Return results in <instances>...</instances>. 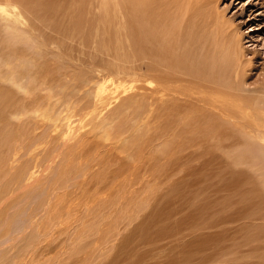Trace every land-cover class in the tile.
<instances>
[{"label": "rangeland", "instance_id": "1", "mask_svg": "<svg viewBox=\"0 0 264 264\" xmlns=\"http://www.w3.org/2000/svg\"><path fill=\"white\" fill-rule=\"evenodd\" d=\"M187 1L179 0L183 11L188 9ZM0 3L17 6L31 25L32 34L35 35L15 37L0 23V90L2 89L0 96L4 98L3 95H5V99L8 98L3 99L4 105L0 97V117H6L4 121L0 118V123H6L8 117V123H12V127L16 128L18 122L11 117L13 114L15 117H22L23 114V117L27 116L25 111H21L24 106L27 109L33 103L34 105H54V102L49 99L50 91L53 92L51 99L58 96L61 102L70 99V102H76L73 103L74 106L76 104L77 107L84 106L89 103L88 101L91 102L87 90L94 88L95 81L103 82L106 87L103 100L110 99L112 91L124 93L125 89H134L140 92L143 96H140L139 100L142 105L141 111H147L151 103V90L158 84L156 75L149 69L150 60L147 57L140 60L135 53L124 54L122 42L116 36L114 27L110 28L111 33L108 31L109 28H106L104 20L96 18L98 14H103L102 9L97 11L96 9L100 8H92L91 10L89 0H0ZM201 4L196 5L195 13H193L194 9L191 10L193 14L187 11L189 23L195 20L193 18L196 14L195 31L197 27L199 28V33L196 35L202 34L200 30H210L209 33L218 29L224 30L225 25L226 29H232L231 31L235 32L236 37L240 39L245 59L250 62L246 89L250 91L254 87L261 86L264 83V0H202ZM205 6L213 8L218 21L216 19L215 22L214 17L208 16ZM209 8L206 9L209 10ZM87 9L90 11L88 12ZM77 18L80 21L78 30L75 29V24L73 26ZM213 22L214 25H212ZM208 23H211V28ZM47 24H50L49 27ZM19 28L27 27L19 26ZM77 31L80 33L78 34ZM104 31L116 37L107 35ZM103 33L104 36H102ZM14 67H23V69L38 67L40 73L38 83L44 82L40 87L43 90L40 89V92L33 90L34 94L25 96L21 91L13 88L14 86L6 79ZM24 72L21 75H25L26 70ZM23 95L24 98L27 97L26 100L23 99ZM114 103L119 105L117 102ZM114 103L110 105L111 108L107 106L104 110L106 113L110 108L107 115L118 109ZM20 104H23V107H20ZM14 110L15 113H13ZM157 111L148 117H118L115 122L116 132L112 134V137H118L117 140L105 137L98 140L95 136L87 135L80 140L79 137L71 140L72 146L69 144L60 146L61 138L55 137L52 144L30 148V151L25 154L18 148L16 140L10 143V140L14 139L15 134L18 133L16 131L18 127L13 128L12 132L10 123H6L13 136L11 134L9 139L0 133V143L5 146L9 142L8 150L11 152L13 149V154L10 153L9 156L7 146L2 149L4 146L1 148L0 145V155L7 151L3 155V162L6 163H0V214L5 210L8 213L7 216L3 215L6 219L4 222L0 220V255L4 254L5 261H17L28 238L34 234L36 226L48 219L54 207L58 224L55 249L50 251L49 247L44 248L36 255L39 259L36 257L27 260L28 264H35V262L38 264H264V162L259 159L256 150L245 149L243 144L248 141L239 136L237 130H234L236 134L232 131L214 133L213 129L205 126L208 117H166L164 104L159 106ZM28 115V117L32 116ZM33 116L36 117L35 114ZM254 118L257 121L260 120L259 117ZM13 119L16 122L14 124ZM243 122L248 123L250 119L247 118L246 122ZM7 127H3L5 134L8 133ZM40 130L37 129L35 132L38 133L37 131L40 132ZM208 130H212L210 135L211 138L214 136V139L207 138L204 131L208 132ZM80 131L79 134H83L82 130ZM228 137L229 139L226 140ZM217 138L223 141L218 142ZM17 140L19 142V138ZM208 140L211 141L208 143ZM95 142L96 145L93 144ZM91 143L92 146H90ZM74 144L77 145L74 146ZM248 144L251 145L252 142L249 141ZM58 149H60V155L55 162H57L56 165L62 166L64 172V176L62 174L60 179L56 176L61 169L59 166H52L50 163L49 169L45 168L55 150ZM44 150H48L49 153ZM90 151L91 155L88 156ZM93 153H95L94 156ZM6 156L9 157L6 158ZM98 156L107 161L109 158V163L102 158H100L102 161L99 159L97 163ZM104 156L107 157L104 158ZM27 161L28 163L36 161L38 166L34 170L35 180L33 179L32 183H28L27 179L17 180L18 171ZM73 162L80 163L73 166ZM81 163L83 166L80 165ZM91 163L95 165L90 168ZM97 164L101 167L99 165L97 168ZM103 165H106L108 169ZM79 166L81 169L78 168ZM70 167L77 169L68 170ZM100 168L101 174L100 172L98 174ZM70 172L75 174H68ZM93 175H96L95 178ZM6 179L13 181L10 183L11 180L6 181ZM98 180H100L99 184ZM2 183L4 185H1ZM77 184L79 187L76 186ZM5 187L9 192L7 190L2 193L1 188ZM12 192L14 193L10 195ZM81 193L83 195L80 196ZM90 194H95L92 195L93 199ZM45 195L48 196L45 202L47 205H43L46 209L44 207L45 210L39 211L36 202L39 198H45ZM63 195L64 197H61ZM73 195L76 197L74 198ZM84 195L87 197L83 198ZM4 196L6 202L3 200ZM70 196L74 201L77 199L76 204L68 199ZM8 197H12L14 202ZM79 197L83 201H80ZM37 210L38 218L34 216ZM11 212L15 214L12 215ZM29 215L34 216L32 217L34 225H31L24 233L22 232L23 234H18L17 227L20 226V229L21 225H27ZM11 216L17 218L18 221L13 222L16 225L12 224ZM4 228L8 232L4 231ZM13 230L16 232L14 233ZM11 238L13 239L9 240ZM49 239L50 237L47 236L41 246H45Z\"/></svg>", "mask_w": 264, "mask_h": 264}, {"label": "bare ground", "instance_id": "2", "mask_svg": "<svg viewBox=\"0 0 264 264\" xmlns=\"http://www.w3.org/2000/svg\"><path fill=\"white\" fill-rule=\"evenodd\" d=\"M201 1L202 0H188L186 2L188 9L183 11L182 10L183 6L182 7L180 6L179 0H89L90 6L89 5L88 6H89V8H91V10H92V8H100V9H96L97 11L98 10L100 11L102 9L103 14H98L96 18L97 19L102 18L104 20L105 25H107L106 28L107 27L109 28L108 31L111 32L112 30H110V28L114 27L113 30H114L116 36L119 37L121 42H122L121 43L122 49H123L122 51H124V54L135 53L140 57V60H144L146 57L150 60L149 69H150V71H152V73H154L156 75V79H158V81L157 80H155V81H157L158 84H156L155 88L151 90V94H150L151 103L148 106L149 108L147 109V111H141L142 105L139 102V100H140V96H142V94H140V92L138 93V91H135L134 89H132V90L125 89V90H123V91H125L124 93H122L121 91L120 92L112 91L110 94V95H112V96H110L111 98L108 100H103L104 99L103 93L106 90V87H105L103 82H97V81L94 82V84H95L94 88L91 90L90 89L87 90V93H88V96H89L91 102L87 100L89 103L84 105V106L79 105L78 106L79 108L77 107V104L74 106L73 103H76V102H70L69 101L70 99L69 100L67 99L68 101L66 100V102H63L64 100L61 102L60 98H57L58 96L57 97L55 96L57 94L53 95L56 98L51 99V97H52L51 94H53V92L50 91L51 97H49V99L54 102V105H56V107L52 104H48L45 106L43 104L34 105V103H33V104L29 105L27 103L29 105V107H27V109H26V107L24 106V108L26 110L24 108H23L24 110L20 109L23 112L25 111V114H27V116L23 117L24 116L23 112L22 113L20 112V114H23V115H21L22 117H15L14 114H13V116L11 115L12 116L11 118H14L15 121L18 122V123H16L14 121V119L12 121L13 124L16 123L18 125L17 126L18 129H17V127L15 128V126L12 127V125H11L12 123H10V122H9L10 124L8 123L9 119L7 117L6 123L11 125L12 132H13V128L17 129L16 131L18 132L17 133L16 131H14L17 133L14 136L16 139L13 137L14 139L10 140V143L12 144L13 140H16L15 142H17L18 148L21 149L23 151V153L25 154L28 151H30V148H36L39 146L44 147L48 143L52 144L53 143L52 141L55 137L61 138L62 144H60V142H59L60 146H65L67 144L70 145L71 140H76L78 137L80 140L83 136H87V135L95 136L98 140L101 138H104V137L106 139L107 138L108 139L113 138V139L117 140L118 137L117 136L112 137V134L114 131L116 132L115 122L118 119V117H124V116L125 117H148V116H151V113H153V112L155 114L158 107L159 106L161 107V105L164 104L166 117H184V116L200 117V118L208 117L207 120L205 121L206 122L205 126H207V128L213 129L214 133H219L220 131H224V132L227 131L229 133H230V131H232V133H235L234 130L239 131V132H237V134H239V136H242V138H244L245 141H248V143H249V141L252 142L251 145H249L248 143L243 144L245 149L246 150H253V149L256 150L259 159L264 162V86H263L264 83L259 87H254V88L250 89V91H248V89H246V87H247V82H246L247 73H248V70L250 68V64H249L250 62L247 59H245L244 51L241 48L242 46H241L240 39L238 37H236L235 32L231 31L232 29L231 30L226 29L225 28L226 25L223 28L222 27L223 24H222L221 27L224 30L218 29L217 31L211 32V33H209L210 30H203V31L200 30V32H202V34L196 35V33H199L198 27L196 28V31H195V27L197 24L196 23V19H197L196 14H195V18H193L195 20L191 21L190 23H189L187 15L195 13V11L197 9L196 5H199V6L202 5ZM199 2H200V4H199ZM192 6H193V8H192ZM208 6H205V10L207 11L208 16H210L212 18L214 17V20L216 22L217 17L213 13L214 10H213V8L210 9ZM206 8L207 9L209 8V10H207ZM192 9H194L193 13L191 11ZM89 11H90V9L88 10V12ZM187 11L189 14H187ZM201 13L203 14V11ZM76 17H78V16H76ZM200 17H202V16L200 15ZM212 18H210V19H212ZM90 19H91V17H90ZM206 20L207 19H205V17H204V21H206ZM209 21H211V20H209ZM217 21H218V19H217ZM0 23L3 24L6 31L11 32L12 34H14L15 37L16 36L23 37L24 35L30 36L32 34L31 25L27 22V19L24 17L21 10L17 6H7L5 4L0 3ZM43 23H45V22H43ZM46 23H47V21H46ZM79 23H80L79 18L74 20L73 26L75 24L74 27L77 30L79 27L78 26ZM49 25L50 24H47V27H49ZM212 25H214V22L212 23ZM19 26L27 27L29 30L27 28H23V29L19 28ZM200 27L202 28V26H200ZM210 28H211V25H210ZM227 28H228V26H227ZM205 29H207V28H205ZM99 30H101V29H99ZM79 31H80V29H79ZM79 31H77L78 34L80 33ZM108 31L107 32L104 31V33L106 32L107 35H113V34H111L112 32L108 34ZM74 32L76 33V31H74ZM104 33L102 36H104ZM107 35L105 34V36H107ZM33 36H35V35H33ZM48 36H50V35H48ZM113 36H114V38L116 37L115 35H113ZM9 41H10V39H9ZM7 44L9 45L10 43H7ZM126 57H127V55L124 57V60H126ZM0 60H1V58H0ZM0 63H1V61H0ZM112 67H113V65L111 66V68ZM32 68H27V69L24 68L23 69V67H19V68L14 67V69L12 68L13 70L10 73V76H8V78L6 79L9 82V84L14 86L13 88H16L17 90L21 91L25 96H27V95L31 96L32 94H34L35 91L32 92L33 90H37V92H40L41 90H43V88H40V87L44 84V82L41 81V83L40 82L38 83V81H40L39 80L40 78L38 79V76L40 74L39 68L34 67L35 72L32 70ZM115 68H117V67H115ZM121 68H122V66L120 67V69ZM0 69H1V66H0ZM24 70H26V74L21 75V73L24 72ZM4 71H5V69H4ZM43 76H41V77H43ZM45 76H47V75H45ZM5 77H3V78H5ZM45 78H43L44 79L43 81H45ZM48 78L49 77H47V79ZM86 80L84 82H86ZM48 81H50V79ZM51 81H52V79H51ZM8 82H7V84H8ZM33 83L36 85H32ZM112 84H114V83H112ZM1 90H0V92H1ZM30 93H32V94H30ZM249 93H252V94H249ZM1 94L2 93H0V95ZM3 94H5V93H3ZM24 95L22 97H23V99L26 100L27 97L24 98ZM3 96H4V98H2L0 96L2 98V103H3V99L6 98L5 95H3ZM79 98H80V96L78 97V100H79ZM7 99H5V100H7ZM73 101H74V99H73ZM75 101H77V100H75ZM100 101H103V102H100ZM114 102H117V104H119V105L117 106ZM112 103H114L115 106L118 107V109H116L112 113L110 112L109 115H107L106 113H108L107 111L110 110V108H111L110 105ZM196 105H197V109H196ZM6 106H5V108H6ZM107 106H110V108L105 113L104 110L107 108ZM112 106H114V105H112ZM20 107H23V104L22 105L20 104ZM114 109H115V107H114ZM15 112L16 111L14 110L13 113H15ZM17 112H18V110H17ZM32 113L35 114L36 117H34ZM156 113H158V111ZM28 114H31L32 116L30 115L31 117H28L29 116ZM160 115H161V113H160ZM254 117H259L260 120L257 121ZM0 118L4 121L6 117H0ZM247 118L250 119V122H248V123L246 122ZM243 121H245L246 123L244 124ZM6 123L4 122L5 125L2 123H0V124L7 127L8 124H6ZM1 126H0V129H1ZM3 127H2V130H0V133H3L4 136L6 135V137H9V139H11L10 136H11V134L13 136V133L11 132L10 127L8 126L6 128V129H8V130H6L8 132L7 134H5V132H4L5 130H3L5 128H3ZM44 128H45V130H44ZM37 129H41L40 132L37 131L38 133H36L35 130H37ZM80 130H82L83 134H79V133H81ZM211 131L208 130V132H206V131H204V132L207 134V138L212 140V138L214 136L211 138V135H210ZM208 133H209V137H208ZM201 134L203 136L205 135L203 132ZM16 135H17V137H16ZM232 135H231V139H232ZM229 137L226 140H228ZM233 137H235V136H233ZM18 138H19V142L17 140ZM221 138H220V140L217 138L218 142L222 140ZM9 139H7V140H9ZM91 139L93 140L94 138H91ZM97 139H94V141H97ZM237 139H239L238 136H237ZM7 140H4V141H7ZM92 140H91V142H92ZM211 140H208V143ZM212 142L215 143L214 141H212ZM5 143H7V142H5ZM8 143L5 146H7V145L9 146ZM89 143H90V141H89ZM89 143H88V145H89ZM11 144H10V146H11ZM93 144L96 145V142ZM102 144H104V143H102ZM0 145H1V143H0ZM76 145L74 144V146H76ZM166 145H168V144H166ZM3 146L1 145V148ZM5 146L2 149H5ZM8 146L6 147V149L9 152ZM70 146H72V145H70ZM90 146H92V143L90 144ZM57 147H58V145H57ZM97 147H98V143H97ZM70 148H76V147H70ZM92 148H94V147H92ZM95 148H96V146H95ZM46 149H48V148H46ZM55 149H57V148H55ZM61 149H62V147H61ZM86 150H89V149L86 148ZM86 150H84V152H87ZM98 150H99V148H98ZM100 150L102 151V149H100ZM7 151L6 152L4 151V152L7 153ZM12 151H13V149H12ZM12 151L9 152V156L11 155L10 153H12ZM14 151H16V150H14ZM55 151L56 152L52 156L50 155L51 158L49 156L50 159L48 158L49 163L46 165V167H45L46 169H49V166L51 164H52V166L56 165L57 162H55V159L58 157V155H60V149L55 150ZM4 152H3V155H4ZM45 152H48V150ZM52 152H54V151H52ZM67 152H65V153H67ZM77 153H78V151H77ZM17 154H18V152H17ZM84 154L86 156V153H84ZM94 154L95 153H93V156H94ZM3 155L2 154L0 155V163L1 164L6 163V162L5 163L3 162L4 161ZM70 155H71V153H70ZM78 155L81 156V154H78ZM89 155H91V151H90V154H88V156ZM85 156H83V157L85 158ZM99 156H100V153H99ZM8 157L6 156V158H8ZM28 157H30V156H28ZM65 157H63V158L65 159ZM106 157L104 156V158H106ZM20 158H21V156H20ZM23 158H24V155H23ZM68 158H69V156H68ZM100 158H102V157L98 158L97 163L99 162ZM24 159H26V158H24ZM32 159H34V157H32ZM57 159H59V158H57ZM77 159H79V158H77ZM107 159L109 161V158H107ZM18 160H19L18 162H20V159H18ZM85 161H83V162H85ZM90 161H91V159H90ZM100 161H102V160L100 159ZM108 161H107V163H109ZM28 162L29 161H27V163ZM54 162H55V164H53ZM110 162H111V160H110ZM27 163L23 167H21L20 170L18 171L17 180L27 179L28 183H32L31 181L33 179L35 180V177L33 176V173L35 172L34 170H36L38 166H37L36 161L28 163V164ZM76 163H78V162H76ZM76 163H74L73 166H77V165H75ZM95 163H96V161H95ZM15 165H17V164H15ZM80 165H82V163ZM94 165L91 163V166L90 165L89 166L91 168ZM99 165L97 164V168ZM108 165L110 166V164H108ZM5 166H4V168H5ZM56 166H59V165H56ZM103 166H106V165H103ZM42 167H44V166L42 165ZM59 167L61 168L62 166H59ZM87 167H88V165H87ZM99 167H101V165ZM9 168H10V166H9ZM78 168H80V166ZM97 168H95V170ZM106 168L108 169L107 166H106ZM69 169H71V170L75 169L76 170L77 168L72 169L70 167V168H68V170ZM103 169H102V171H103ZM0 171H1V168H0ZM62 172H63L62 168L57 172L56 176L58 179H60L62 177V174L64 176V172L63 173ZM88 172H91V170L90 171L88 170ZM95 172L97 173V170ZM99 172L101 174V168L98 171V174H99ZM109 172H111V171H109ZM109 172H107V173H109ZM75 173H76V171H75ZM13 174H11L12 177H14ZM53 174H54V171H53ZM68 174L74 175L71 172ZM88 174H87V176H88ZM90 174L92 175V173H90ZM5 175H8V174H5ZM5 175H3V177ZM95 176L93 178H95ZM39 177L40 176H38V178ZM81 177H82V175H81ZM81 177L79 179H81ZM89 177H90V175H89ZM8 178L9 177H7V179ZM67 178H69V177H67ZM83 178H85V177H83ZM101 178L102 177H100V179ZM7 179H6V181L11 180L10 183L13 180H15L13 178H12L13 180L12 179L7 180ZM96 179H97V177H96ZM71 180H69V182H71ZM75 180H76V177H75L74 181ZM6 181H4V182L7 183ZM102 181H104V180H102ZM78 182H80V181H78ZM89 182H92V180H89ZM94 182H95V179H94ZM94 182H93V185L95 184ZM99 182H100V180H98V184H99ZM81 183L83 184L82 179H81ZM98 184H96L97 187H98ZM1 185H4V184L2 183ZM76 186L79 187L78 184ZM84 186H85V184H84ZM95 188H96V186H95ZM19 189L20 188H18V190ZM69 189H70V186H69ZM69 189H68V191H69ZM7 190H8V188H6V187L4 189L1 188L2 193H4ZM76 190L77 189H75V191ZM15 191H16V189H15ZM57 191H59V190H57ZM62 191H64V190H62ZM94 191H96V190H94ZM102 191H104V190L102 189ZM117 191H118V189H117ZM7 192H9V190ZM13 193L14 192L10 193V195ZM83 193H84V191H83ZM94 193H96V192H94ZM69 194H68V197H69ZM75 195H73L74 198L76 197ZM79 195L81 196L83 194L81 193ZM92 195H95V194H92ZM45 196H46L45 198H43V197L39 198L36 202V206H37V209L39 211L46 209L45 206L47 204H45V202H46V200H48V196L47 195H45ZM50 197H51V195L49 196V198ZM61 197H64V195ZM84 197H87V196L84 195L83 198ZM3 198H4L3 200L6 202L5 196ZM9 199H10V201L12 200V202H14L12 197ZM16 199H17V197H16ZM68 199H71V196ZM88 199H89V197H88ZM92 199H93V196H92ZM64 200H65V198H64ZM71 200L74 201L73 199H71ZM71 200H69V201L71 202ZM76 200L77 199H75V201ZM79 200L83 201V199L80 197H79ZM79 200H78V202H79ZM69 201H67V203ZM75 201H74V203L76 204L77 202H75ZM84 201H85V199H84ZM33 202H35V200ZM2 203H4V202H2ZM2 203H1V205H2ZM17 203H16V205H18ZM44 204H45V206H44L45 209L43 207ZM86 206H89V205H86ZM2 207H4V206H2ZM8 207H9V203H8ZM42 207H43V209H40ZM9 209H12V208H9ZM74 209H75V207H74ZM38 210L36 211L34 216L38 215V213H39ZM9 212H10V210H9ZM50 212H51V214L49 213L50 215H49L48 219H46V221L44 223L41 222L39 225L36 226L34 234H32L28 238V241H27L26 245L24 246L23 251L17 257V261H14V260H13V262L5 261L6 259L4 258V254H3V255H0V264H26V263L28 264V262H26V261L32 260L33 258H36L37 257L36 255L39 253V251L44 250V248L49 247L50 251H54L55 246H56L55 245V240H56L55 234H56L57 227H58L57 216H56L57 213H56V209L54 207L51 209ZM62 213H63V211H62ZM4 214L5 215L8 214L6 210L0 214V220L2 222H4V219H5L3 216ZM13 214H15V212L12 213V215ZM23 214H24V212H23ZM59 214H60V212H59ZM65 214L66 213L64 212V215ZM30 215L28 216L29 223L27 225L26 224H24L23 226L21 225L20 229H19V227H20L19 225H18L19 227L16 226L18 228V232H17L18 234L22 233V232L24 233V231H26V229L31 227V225H34L33 224L34 220H32L34 218V216H30ZM59 218L60 217H58V219ZM11 219L13 220L12 224H13V222L18 221L17 218H15L13 216H11ZM41 219L43 220L42 217H41ZM59 224H60V222H59ZM13 225H16V224H13ZM10 226H12V225H10ZM61 228H63V227H61ZM3 230L6 231L7 229L4 228ZM31 230H34V229H31ZM14 231L15 230H13V232ZM16 231H17V229H16ZM6 232H8V230ZM47 236H49L50 239L48 242L45 243V246L42 247L41 244L44 243ZM12 239L13 238H11L9 240H12ZM57 250H58V247H57ZM55 254H57V252ZM51 255H52V253H51ZM43 257H42V259H43ZM41 261H43V260H41ZM33 262H35V261H33ZM35 264H38V263L35 262Z\"/></svg>", "mask_w": 264, "mask_h": 264}]
</instances>
